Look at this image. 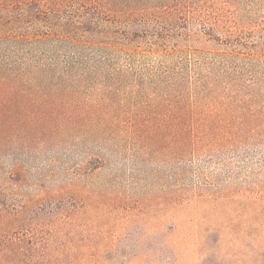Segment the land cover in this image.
<instances>
[{
  "label": "trees",
  "instance_id": "obj_1",
  "mask_svg": "<svg viewBox=\"0 0 264 264\" xmlns=\"http://www.w3.org/2000/svg\"><path fill=\"white\" fill-rule=\"evenodd\" d=\"M218 1L0 0V143H97L52 148L90 153V171L118 156L104 143H177L183 175L189 158L264 143V107L242 110L264 99V55L234 39L256 13ZM190 22L225 47L160 48ZM13 216H0V264H34L26 234L8 236Z\"/></svg>",
  "mask_w": 264,
  "mask_h": 264
},
{
  "label": "rangeland",
  "instance_id": "obj_2",
  "mask_svg": "<svg viewBox=\"0 0 264 264\" xmlns=\"http://www.w3.org/2000/svg\"><path fill=\"white\" fill-rule=\"evenodd\" d=\"M225 1L245 18L255 11L254 27L234 39L264 55V0ZM190 23L188 39H166L160 48L225 47L203 35L210 24ZM134 30L145 41L146 26ZM263 102L251 107L245 99L242 110ZM82 144L97 143H0V216L17 219L8 236L26 234L36 249L32 263L264 264V143L189 158L188 175L177 143H104L118 156L102 154L106 164L94 171L90 153L52 158L54 145Z\"/></svg>",
  "mask_w": 264,
  "mask_h": 264
}]
</instances>
